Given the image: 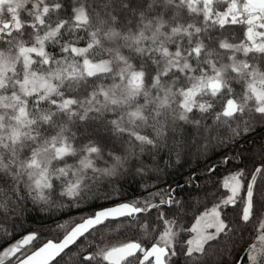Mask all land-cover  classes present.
Returning <instances> with one entry per match:
<instances>
[{
	"label": "snow or ice",
	"instance_id": "1",
	"mask_svg": "<svg viewBox=\"0 0 264 264\" xmlns=\"http://www.w3.org/2000/svg\"><path fill=\"white\" fill-rule=\"evenodd\" d=\"M261 129L264 0H0V264H264Z\"/></svg>",
	"mask_w": 264,
	"mask_h": 264
},
{
	"label": "trees",
	"instance_id": "2",
	"mask_svg": "<svg viewBox=\"0 0 264 264\" xmlns=\"http://www.w3.org/2000/svg\"><path fill=\"white\" fill-rule=\"evenodd\" d=\"M248 140L250 143H248V144L242 143L241 147L242 148H251L254 150L256 148V146L259 143H261L262 140H264V129H261L258 134H254V135L248 137ZM228 170H229L228 165H224V166L220 167L219 170L217 171V173L215 174V176H213V178H212L213 181L215 182V181L221 180L224 176H226L228 174ZM169 171H171L173 173V175H172L173 180H180L189 171V169L187 167H185V168L178 170V171L172 170V169H170ZM137 180H139V178H137ZM200 183H204V181H200ZM124 187L127 189V193L130 197L136 196L139 194L140 189L138 187L137 181L130 180L127 184L124 185ZM209 187H211V190L213 192L216 191L215 187H212L211 185H209ZM219 192L222 194H226V190L223 188H220ZM200 198L203 201V194L202 193L200 194ZM211 201H212L211 197H209L208 200L205 201V203L207 204L208 207L211 206ZM201 210H203V206H201ZM25 215L27 217H29V219H27L25 224H24L25 228H28L29 226H31L32 228L41 227L48 222L47 219L42 214H39L35 211H32L31 207H29V209ZM65 259H67V258H65Z\"/></svg>",
	"mask_w": 264,
	"mask_h": 264
},
{
	"label": "rangeland",
	"instance_id": "3",
	"mask_svg": "<svg viewBox=\"0 0 264 264\" xmlns=\"http://www.w3.org/2000/svg\"><path fill=\"white\" fill-rule=\"evenodd\" d=\"M211 207V206H210Z\"/></svg>",
	"mask_w": 264,
	"mask_h": 264
}]
</instances>
